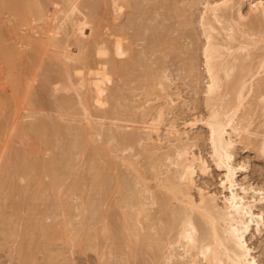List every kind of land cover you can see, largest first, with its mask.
Returning a JSON list of instances; mask_svg holds the SVG:
<instances>
[{
  "label": "rangeland",
  "instance_id": "374dc122",
  "mask_svg": "<svg viewBox=\"0 0 264 264\" xmlns=\"http://www.w3.org/2000/svg\"><path fill=\"white\" fill-rule=\"evenodd\" d=\"M42 1L44 3L48 2L46 0H42ZM90 1L92 2V0H90ZM90 1H88V2H90ZM100 1L101 0H99V1L93 0L94 8H95L96 15H97V16L95 15V17H94L96 19V20L94 19L96 22L94 21V24H93L94 26L92 25V28L94 30L92 29L91 32H90V30H88V28L85 29L86 30V32H85L86 39L84 37V41L82 43V45L84 44L83 45L84 48L81 50H78L77 44H72V46L70 44V46H71L70 48L73 51V54L76 55V57L77 56L79 57V55H80V57L85 55V58L86 57L87 58L84 59L82 61V64L80 63V65H79V62L81 61V59H80V61L78 62V65L76 66L77 70H74V72L71 70L70 71L68 70L71 73L70 75H66L67 74L66 69L63 70V71H66L65 72L66 74H64V72L63 73L61 72L60 73V75L62 74L61 77L58 73H54V72H52V73H54L55 75H53L51 73H47L49 75V77L47 76V74L44 75L45 74L44 72H46L45 69L47 70L46 67L48 65L51 66L56 61H57V64L54 63L53 65L54 66L60 65V60H57L56 58L58 57L57 53H59V51L61 52L60 49H56L58 46L56 47L57 44L54 45L55 44L53 42L54 39L49 40L48 39L49 37H46V35L43 36V34H45V33L41 32L40 30L43 31V29H45L44 25L40 24V21L35 16L32 17V15L29 13L27 14V12L23 16V17H27V18H23L22 14H21L23 12H21V11H20V13H17V15L11 13V11L9 10V9H11V5H10V8H7V10H5L6 9L5 5L2 6L3 7V10H2L1 5H0V10H1L0 11L1 12L0 13V30H1L0 34L2 33L0 36V38H1L0 39V98L5 99V101H2L3 100L2 99L0 101V104L3 105V107H4L8 104H11V103H8V101L13 102V100H14L13 107H15L13 109V107L10 108V106H12V105H9V106H7L9 108H7V107H4V108L1 107L0 108V110H1L0 113L4 112L3 114L6 115V113L9 112V114L7 113L9 116L6 115L8 117L5 118V115L1 114V116H4V118L3 117H2L3 119L0 118V178H1V180H0V190H1L0 191V198L1 199L3 198L2 201L0 199V201H1L0 207L3 205L1 208H2V210L5 209L4 212L2 211L3 215L0 213V223H1L0 228L2 229V231L4 230V232H5V234H4L0 230V233L2 232L4 234V235L0 234V264H110V263L113 264V262H115L114 259L117 260V263H114V264H124V263L126 264V262L128 264H136V263H133L134 261L132 260L133 258H131L129 255V249L128 248H127L128 250L125 248L124 249L125 253H123L124 251L122 252L120 247H119L118 252L123 253V258H122V256L117 255L118 249L114 250V248H116V247L113 248V246H115L114 245L115 243H113L112 241H110V243H108V241L110 239H108V238L102 239V236L100 235L101 240H102L101 244H103V241H104V245L106 243L107 246L99 244L100 239L98 236H97L98 239L96 238V234H98V232H97L98 229L99 228L101 229V227L107 223L106 220H109V219H106L107 211H109L110 209L112 211H113V209H115V211L118 210V213L117 212L114 213V216L117 215L118 217H120L125 212L126 213L134 212L136 209V201L138 203L137 206L140 203H145L146 207H148V208L145 207L147 212L145 210V212L137 215L138 218L136 215H134V216H136V219H137V223H135V224H137V227H138L137 230H139L138 231L139 233L142 232L141 234L145 233V234L153 235L151 233H153L155 231V230L153 231V229H156L155 225H157V224H155V225L153 224V223H155L153 221H154V219L156 220V216H157V215H155V217H154V214H156V213L153 214V212H156L155 210L157 209L156 205L154 204V201L156 200L157 197H160V196H165L167 198L171 197L172 202L175 205H178L180 207L183 206V207L191 208L194 213H206V212H208L209 214L212 213L210 210H208V208L201 207V205L199 203V200L201 197H204L206 199L213 198L218 203V205H219L218 207H220L222 205L223 197L226 194L225 190L221 186V183L223 180V165H221V164L218 165L216 158L212 155V150H211V145H210L209 135H208V129L205 126V121L208 118L207 115L209 114V108L207 106V97L208 96L206 95V92H205L206 83H207L206 82L207 76H206L205 69H204V62H203V55H202L203 47L205 45V34H204V32H205V29L207 27V25H204L206 20L202 16L207 15V13H206L207 11H205V7L207 6L206 2L212 3L214 1L219 2L221 0H187L188 3L186 0H171V1H169V0H161V1L160 0H158V1L153 0V2L152 1L150 2L148 0L147 1H145V0L139 1L138 0L139 2L137 0H120L118 2L119 3L121 2L120 3L121 5L124 4L122 6L125 8H123V11L121 13L122 15L118 16L116 19H113V16H112L113 12H111L114 0H103V1H101L102 3L104 2L103 4ZM172 1L175 2V3L173 2L174 5L170 4V2H172ZM80 2H87V1L86 0H83V1L80 0ZM143 2H146V3L148 2V5L145 3L144 5H146V6H144ZM159 2H160V4H159ZM177 2H178L177 7H176L177 9L175 8L176 10H173L172 8H174L176 6ZM233 2L235 5L236 4L237 5L235 6L236 9L233 8L235 11L232 10L229 13H227L228 19L230 18L229 23L235 22L232 19L237 20V18H235L236 14H234V12L236 13L238 6H240L239 8L241 9V12L243 13V15L246 16V18L248 17L247 20L245 18V20L243 21V23L246 24V23H249L252 20V17L257 14V12H255L256 14L254 13L255 15L249 14V13L253 12V11L251 12V10H249V6L254 7V4H257L258 2H261L264 5V0H233ZM19 3H21V0ZM155 3H157V4H155ZM167 3H169V5ZM134 4H135V6H133ZM138 4H142L143 8L141 7V5H138ZM149 4L154 5V6H152V5L150 6V7H153L152 10H149L150 9ZM52 5L53 4H48L47 10L52 9ZM18 6L19 5H17V7ZM137 6L138 7L140 6L141 8L139 7V9H138ZM144 7H145V9H144ZM146 7L148 8V10L146 9ZM169 8L174 12H172ZM178 8H180L183 11L180 10V11H178L179 13L177 14ZM165 9L167 11H169V13L167 11H165ZM84 10L86 11V13L84 12L85 14H88V13L90 14V10L88 11L87 9H83V11ZM134 10H136L137 12ZM142 10H146L147 14H146V11L142 12ZM7 11L10 13H7ZM51 11H49V12H51ZM87 11H88V13H87ZM95 11H94V14H95ZM131 11L133 12L132 15L134 17L131 15V13H132ZM175 11H176V13H175ZM248 11H250V12L248 13ZM134 12H136V13H134ZM139 13H142V14H139ZM148 13H150V17L148 16L149 15ZM164 13H166V14H164ZM247 13H248V16L246 15ZM134 14H137V16H135ZM174 14H177V16ZM13 15L16 16L17 18L14 17ZM141 15H143L144 18ZM166 15L168 17L164 18ZM60 16H58V17L61 18L62 16L61 17ZM131 16H132V18H131ZM19 17L22 18V20ZM125 17H127V18H125ZM135 17H137V19L139 18L138 21H134V20H137V19H135ZM176 17H177V19H176ZM184 17H187L186 18L187 20L184 19ZM34 18H36L35 23L38 21V23L35 24V25H37L36 27L34 26V20H33ZM151 18H153V20ZM169 18L170 19L173 18V19L169 20ZM180 18H181V20H180ZM125 19L127 21L126 23H125ZM128 19H129V21H128ZM132 19H133V23H132ZM182 19H184V20H182ZM140 20H142V21L140 22ZM143 20H144V23H143ZM179 20H180L181 24H182V21L184 23L182 25H179L180 24V23H178ZM122 22L124 24V29L122 28L123 27ZM135 22H137V23L139 22L140 25L141 24L143 25V27L140 26L139 24H138V27H135V28L133 27V29L137 30L138 32L137 31L134 32L132 27H130V25L131 26L136 25ZM151 22L153 24H151ZM156 23H158V25ZM188 24H189V26H187ZM244 24H242V21H241V23H238V27L243 28ZM257 24H259V25L257 26ZM38 25L40 28L38 27ZM67 25H68L67 22L64 21V23L61 25V29L59 30V32L56 36L57 39H59L61 37V36H59V33L61 34L63 32L64 28L65 29L67 28L66 30H69L68 29L69 26L67 27ZM155 25H157L158 27ZM159 26H160V28H159ZM32 27H35V28L33 29ZM154 27H156V28H154ZM165 27H168V28L170 27V28L167 29ZM219 27H220L219 24H215L214 25L215 30L212 33L215 36V38H217L218 43L223 44L225 42L224 38L222 36L223 31H220ZM247 27H248V25L246 24L245 28H247ZM253 27H255V30L257 28H259V33L256 32V31H258V29L256 31H254V30L253 31L255 32V34L257 33L260 36L257 35L258 37H256V36L253 37V39L255 38V40L251 41L250 43L248 42L249 45H248L247 50L241 51V52L238 51L237 56L241 55L243 58L245 55H247V57H244V58L249 57L248 59H245V60L242 59L245 66L250 65L249 67L247 66L246 68L252 67L254 70L257 69L256 70L257 73L252 79H250L249 77L245 79L246 85L251 87V90H250V92H248V94L246 95L245 100L243 102L244 103L243 108L240 110L242 113L239 112L241 114V116L245 117V118H246V116H243L244 113H245V115L249 114L248 115L249 118L247 117V119H249L250 123H251V127H250L251 129H250L249 135L254 136L253 137L254 139H253V141H251L252 139L250 140L249 138H246V139H248V140H246L242 136L236 137L235 143H234L231 151H232V155H233L232 163L234 166L239 168L237 170V174H236L237 183L241 186L253 187L255 189H259L262 192H264V150L262 151V148H261V139H262V135L264 134V112H262V114H261V111H264L261 109V108H264V106H262L264 103L263 104L261 103L262 99L264 98V91L262 93V89H264V82H260L262 80L264 81V79H262V78H264V68H258V64L260 63L258 60L261 59L260 61H262V60L264 61V31H263L264 22H263V20L259 19V22L255 23ZM36 28H38V30ZM138 28H139V30H138ZM146 28L149 30H147ZM181 28H183L182 29V30H184L183 32L181 31ZM145 29H146V31H145ZM152 29H153V31H152ZM166 29L168 30V33H167ZM159 30L161 31V33ZM35 33L36 34L38 33L39 35L41 34L43 37H40L41 35L40 36L37 35L39 38V40H38ZM134 33H136V34H134ZM62 34L65 35L66 32L62 33ZM88 34H89V36H88ZM154 34H155V36H154ZM64 35H62V37ZM150 35H153V36L149 37ZM157 35H159V37ZM147 36H148V38H147ZM156 36L160 40L157 39ZM154 37H156V38H154ZM168 37L170 38V40ZM166 38H167V40H165ZM175 38H176V40H175ZM236 38H238V37H236ZM47 39L49 40V42H47L48 41ZM150 39H152L153 42H149V41H152ZM43 40L46 42L45 43L46 45H49V47H47L44 44ZM116 40H120L123 44V47L126 50V54L122 57H115L113 54V44ZM154 40L157 42L156 44L159 45L158 47L156 46ZM50 41H51V43H53V45H51V46H50V44H51ZM147 41L149 42V44ZM162 41L164 42L163 45H162ZM175 41H176V45H174V43H173ZM159 42H160V44H159ZM245 42H246V40L244 38L239 37L238 40H236L234 42H230V46L237 45L238 43L246 44ZM33 43H35L36 45L38 44V45L32 46ZM171 43H172V45L170 47L169 45ZM39 46H41L40 48L43 49L41 52H40L41 49L38 48ZM145 46L146 47L150 46V47L146 48ZM154 46H156L157 48ZM167 46H169V47H167ZM173 46L174 47L176 46V48L179 49V51L176 48H174ZM35 47L37 48V50L40 49L39 51H37L35 49L38 53H35L36 51L32 50ZM164 48H165V50H163ZM170 48L171 49L173 48V49L171 50ZM99 49L108 50V54L106 56L98 55L97 50H99ZM174 49L177 52H175ZM180 49H181V51H180ZM47 50H49V53L51 52L52 54H49V53L47 54L46 53ZM57 50H59V51H57ZM85 50H86V53L85 52L82 53ZM182 50L186 53V56H185V53L182 52ZM44 51H45V53H44ZM146 51H147V54H146ZM220 52L223 54L225 53L224 49H222V48L220 49ZM132 53H134V55ZM176 53H178V54H176ZM183 53H184V55H183ZM190 53H192V57H191ZM42 54H45V55H42ZM131 54L136 58H133V56ZM175 54H176V56H174ZM179 54L180 55L182 54L181 57H179L180 56ZM140 55H141V57H139ZM193 55H195L194 58H193ZM250 55H252V56H250ZM48 56L55 58V61H53V63H52L51 57H48ZM54 56H56V57H54ZM129 57H130V59H128ZM143 57H145V59ZM138 58H140V59H138ZM189 58H191V59H189ZM130 60H131V63L135 65V66L131 65L133 67L132 70L134 69L133 72L136 70L134 73L132 72V74H134L135 76L138 74L139 77L138 76L137 77H134V76L129 77V78H133L131 80L128 78V75L126 76L122 73V76H121L120 72L114 71L115 72V73L113 72L114 74L113 73L110 74L112 82H111V84L109 83L107 85V89H106V93L108 91L113 92L114 89H116V90L118 89L119 92L121 90H123L124 92L121 91L123 93L116 94V95H118L117 97H119V95L121 96L122 94L125 93L122 96L123 97L125 96V98L128 97L129 102L126 101L127 98L125 99L122 97L123 101L122 100L121 101H122V103L123 102L124 103L122 104L121 101L119 100L120 103H119V107L116 110V112L111 111V108L113 106L112 105L113 101L111 102L112 99L110 100V96L107 97V95H109V92H108L104 98V99H107V101H104L105 103L107 102L106 103L107 105L105 104L104 107H99L100 110H99V112H97L98 108H96V107H98V106L92 101L93 91H92L91 83H92L94 76H92L90 73H95L97 66L99 64H101L103 61H106V62H114L115 61V63L117 62L116 63L117 65L121 66V65H124L126 61H130ZM225 60H229V58H226ZM240 60H239V62H237L239 65L242 63V61H240ZM250 60H252V61H250ZM145 61H147V63ZM190 61H191V63H190ZM192 61L194 63H192ZM249 62H250V64H249ZM251 62H252V64H251ZM126 63L129 65L131 64L130 62H126ZM137 64H138V66H137ZM140 64L145 65L146 67L142 66ZM159 64H161L162 67ZM189 64H191L192 67H188ZM151 65H153V66H151ZM124 66H126V64ZM242 66L243 65L241 64L240 67H242ZM135 67H137V68H135ZM151 67H153V69ZM154 67H156V68L154 69ZM194 67H196L194 70L189 69V68H194ZM48 69H49V67H48ZM150 69L157 70V71L156 72L150 71ZM159 69H161V70H159ZM190 70H192V72ZM145 71H149L150 74H153L152 72H154V74L155 73H157V74L159 73V74L158 75L155 74V77H154L155 79L153 78V81L152 80L148 81L147 77H146V80H144L145 78H143L144 75L149 74L148 72H146L147 74L142 73ZM189 71L191 73H188ZM109 73H110V71H109ZM119 73H120V75H116ZM56 74L58 75V77H56L57 76ZM63 74L66 75V77H64ZM126 74H128V73H126ZM129 74L132 75L131 72ZM192 74H193V76H192ZM44 76L48 77V78L46 80H44L45 79V78H43ZM118 76L120 78L122 77L121 81H119L120 78ZM258 78H259V80H258ZM141 80H142V82L144 80L143 84H141L142 83ZM124 81L125 82L127 81V82L125 83ZM150 81L154 84L150 85L151 84ZM194 81H195V83H194ZM129 82H132V83H129ZM136 82H138V83L141 82V83L137 84L136 85L137 87L133 86L134 83L136 84ZM122 83H124V84L122 85ZM144 83H146V85ZM255 83H257L256 85L258 87L255 86ZM125 84H128V85L125 86ZM117 85L118 86L120 85V87H122V88H120L121 90L118 88ZM260 85H262L263 87ZM259 86L261 88H259ZM260 90H261V93H260ZM117 91L116 92L114 91V93H118ZM10 92H13V93L11 94ZM129 92H130V94H129ZM126 93H127V96H126ZM131 93H134V95H132ZM258 93L260 94V96H261V94H263L261 99H260V96L259 97L257 96V95H259ZM15 94H17L18 97H15ZM110 95H112V93ZM9 97H11V98L8 99ZM132 97L135 100H133ZM6 98L8 101H6ZM53 99L55 101H53ZM62 99H64L66 101L65 104L63 103L65 101ZM119 99H120V97H119ZM68 100L70 102H67ZM130 100H132V101H130ZM60 101H62V103H60ZM134 101L135 102L139 101V104L135 103ZM55 102H56V104H55ZM58 103L61 105H59ZM109 103L111 104V106ZM14 104L18 106L17 109H16V106ZM53 104H55V105H53ZM135 104H137L138 106L136 107ZM56 105H59L58 108ZM64 105H66V108L62 109V107H65ZM121 106H122V109H121ZM59 107H61V108H59ZM123 108H125V109H123ZM12 109L17 110L18 114L15 113V111H13ZM102 109H103V111H102ZM109 109L113 113L107 112V110L109 111ZM134 109H136L135 113H132V111H134ZM6 110H8V111H6ZM118 111L121 113L124 112L123 113L124 115L121 113L119 114ZM137 111L139 113V116H138V113H136ZM13 113H14V115H11ZM142 113H144V114H142ZM240 114H239V116H240ZM98 115H100V116H98ZM101 115L103 117H101ZM104 115H106V116L110 115V116L104 117ZM116 115L119 116L118 119H120V115H123V117L121 120H118L117 118L114 119V117ZM34 119H39V120L35 121ZM30 120H31V124L34 123V121L37 123V121L41 120L40 123H42V127L44 128L43 130H45V133H44V131L42 133H44L45 136H46L47 132H48L47 134L51 135L50 131H52L51 133H53V131H54L55 134L53 133L51 136H49V139H47L48 136H46L47 138L45 137L46 138L45 140L51 141L50 138L54 137L55 140H53L54 139L53 138L52 141H55V142L59 141V142H57L55 144H54V142H52L53 145L50 143L51 144V146H50V144H48V141L47 142L45 141L46 145H44V143L42 144L39 142L38 139H36L37 138L36 135L33 136V139H34L33 140L31 135H34V134L32 132H29L30 130H29V128H27L29 125L28 121H30ZM32 120H34V121H32ZM15 121H17L16 124H15ZM13 123H14V127H13ZM40 123H38V124L41 127ZM68 123H70V124H68ZM157 123L159 124L157 127L159 128L158 134L160 137V141H159L157 134H152L150 138H146L145 133H148L147 130L155 127ZM259 123H261V124H259ZM262 123H263V125H262ZM26 124H27V127L25 126ZM100 124H101V126H100ZM48 125H52V126L48 127ZM102 125L105 128H101ZM54 126H55V128L53 129ZM70 126L71 127L74 126L76 129H80L81 134H82V138L84 137L83 141L85 143V146L80 147L81 149H83L82 152H77L74 149H73V151H70V149H69V154L68 155L66 154L68 156V158L70 157V159H68L69 161L67 162V163H69L68 164L69 166L67 167V171L63 175L65 177H63V176L61 177L58 186H56L57 189L55 188L56 191L53 190L54 191V194H53V193H50L51 189H48L50 192L47 190V187L52 182L51 181L52 177H50L51 175L49 176V173L51 170H49V172H48V168L52 169L54 166L52 163L51 164L49 163L52 166L51 167L47 163H48V161L53 162V159L56 158L55 157V153H56L55 151L58 150L56 155L60 154V151H61L60 149L63 150L66 145L68 146L69 143L72 140H74L75 135H76V129L73 127L72 128L73 130H71V129L69 130ZM79 126H81V127H79ZM169 126L175 127L176 130L179 132V134H181V133L184 134L181 137L188 136L186 138L187 141H185L186 139H184V141H181V143H178L179 141L178 142L176 141L175 135H173V134L167 135L168 133L164 132V131L171 132V128ZM61 127L64 128L63 130L66 131L65 135L67 137L66 136L63 137L64 133H63V135L59 134V132L62 133ZM96 127H98V129L101 128L102 131H101V129L100 130L96 129ZM106 127L108 128L107 130H109V131L105 130ZM111 127H113L112 131H114V130L117 131V132L114 131V133L116 132L115 133L116 137L123 130H124V133L122 132L123 134H126V135L129 134L130 135L131 133H135V135L137 134L136 135L137 137L135 135H133V137H135V139H133L134 142H133V140L131 141L132 143L119 141L121 143H119V145H118V140H117V143H115L116 140L115 141L113 140L115 138V136H114V133L110 131ZM116 127H118V128H116ZM24 128L25 129L27 128L26 129L27 131L24 130ZM82 128H83V130H82ZM114 128H116V129H114ZM49 129H51V130H49ZM55 129H57V131H55ZM58 129L59 130L61 129V130L59 131ZM103 129L108 134L105 133L103 131ZM254 129L256 130L257 133L255 132ZM47 130H49V131H47ZM128 131H130V132H128ZM184 131H185V133H184ZM23 132L24 133L27 132V133L23 134ZM28 132L32 133V134H29ZM71 132L72 133L74 132V133L72 134ZM104 134L105 135L107 134L106 136H108V137H106V138L103 137L102 135H104ZM144 134H145V136H144ZM58 135H60V138L58 137ZM249 135H248V137H249ZM56 137H58V138H56ZM109 137H111V139ZM256 137H258V138H256ZM82 138H80V139L82 140ZM35 139L37 140L38 144L35 142L36 141ZM66 139H67V141H66ZM108 139H110V140H108ZM257 139H259L260 141H258ZM60 140L63 143L66 142V143H64L65 145L61 144ZM83 141H82V143H83ZM113 141L115 144L113 143ZM254 141H256V142H254ZM257 141L259 143H257ZM109 143H111L110 144L111 146L108 145ZM59 145H63V146L61 147ZM55 146H57V147H55ZM113 146H114L113 149H115L116 147H120V148L122 147V148L121 149L116 148V150H113L112 149ZM128 146H129V148H128ZM49 147H51V148H49ZM177 147H179V148H177ZM182 147L187 150L189 157L194 156V157H198V158L202 159L204 162V167H205L204 171H201L199 168L196 169L194 175L192 176L191 182L184 180V179H181L179 181L181 184V188L187 190V196H186L187 199H185V197L180 195V194L172 193L170 190V187L168 185L169 179H171V177L174 175L175 172L177 174V170L180 168L179 165L176 164L177 163L176 160L178 158L177 149L178 150L182 149ZM66 148L67 147H65V149ZM19 149L21 152L19 151ZM91 149H92V151H91ZM96 151H97V153H96ZM120 151H122V152H120ZM16 152H20V153L23 152L22 154L25 155V157L27 156L28 161L33 160L34 158L32 159V157H35V158L37 157L38 161H39L38 165L45 166V167L47 166L46 169H45V167H43V168H44V170H47L48 175L46 174V171H44V170H40V169L36 170V171H39L40 173L42 171H44L41 173L42 175L40 174L42 177L40 176L38 179H40L41 183H43L42 186L44 185L43 187H46V188L43 189V188H41V186L39 187V185H36V184L34 185L33 183H30L29 180L21 178L20 174H22V173L18 172L17 170L14 171V172L17 171V173H18V174L16 173V175H15L13 170L16 167L13 166L14 160H12V158ZM72 152L74 154H72ZM91 152H93L94 154ZM61 153H62V151H61ZM81 153H83V154H81ZM127 153L130 154L131 156L127 155ZM75 154H76V156H74ZM95 154H96V156H95ZM99 154H100V156L105 157V158L103 157L104 160L106 158L108 159V161H107V159H106V161L109 163L108 164H107V162H105V163L109 166H107L103 162L100 163L103 159H102V157L99 156ZM6 157H8V158H6ZM98 157L101 158V161H99ZM73 158H74V161H73ZM91 158H92V160H90ZM41 160H42V165L40 164ZM93 160L95 162H93L94 165L92 166L91 162ZM45 161H47L46 165H44ZM97 161H99V162H97ZM96 164H99V167H100V165L104 164V166H107L106 168H108V169L105 170L104 166H103V168L102 167L98 168V165H96ZM87 166L89 167V169L90 168L93 169L92 170L93 175H92V172H90V170H89V172L87 171V169H88ZM95 166L97 167L96 169L99 170V172L101 173V174H99L101 177L99 175H98V177L94 176L95 172H94L93 167H95ZM149 166H150V168H149ZM10 167L11 168L15 167V168H12V170L10 171L11 174H13L12 176H11V174H8V173H10L8 171V169ZM103 169H104V172L101 171ZM4 170L6 171L5 174H3ZM36 171L33 170V173L37 174L38 172H36ZM122 172H124V173L126 172L125 175H123L124 173H122ZM6 173L12 178V180L13 179L16 180V182H17L16 184L14 183L15 182L14 180H13L14 182H11V183H13V187H8V185L11 186V184H7L10 182V180H9L10 178L8 179V176ZM27 173L30 174V171H27ZM45 174L47 176H45ZM31 175H33V174H31ZM102 175L103 176L105 175L106 179ZM121 175L126 176L128 179L132 180L131 182H134V181L136 182V185L134 186L135 187L134 192H136V194H134L135 199H133V197H132V199L134 201V202L132 201L133 202L132 205L134 204V207H131V208H129L128 206L124 207V205L120 204V202L122 203L121 198H120L121 194L115 190V187H116V184H118V181H120L119 179L122 178ZM129 175L131 176V178H129ZM107 176H109V177H107ZM6 177H7V179H6ZM94 177L97 179H94ZM110 177H111V179H110ZM4 178H5V180H4ZM63 178H65V179L63 180ZM114 178H116V179L114 180ZM89 179L93 181V183L91 181V187L89 184L90 183ZM107 180L109 183L111 182V180H113V181L109 184V183H107ZM116 180H117V182H116ZM25 181H27V182H25ZM34 181L33 182L36 183V180H34ZM84 181L85 182L87 181L88 184H87V182L85 183ZM47 182H49V183H47ZM105 182L108 186H110L112 183L113 184L110 186V188H111L110 194H108L106 198L105 197L103 198V196L102 197L98 196L97 193H101L100 191L105 189V188H103L106 186ZM1 183H3L4 185H2ZM27 183H30L33 186L31 187V185H28ZM78 183L79 184L83 183V184H81L82 186L80 185L81 186L80 188H79ZM17 184H19L18 187H16ZM37 184H38V181H37ZM99 184H100V186H99ZM25 185H28L29 187H27ZM46 185H48V186H46ZM76 185L78 186V189H77ZM102 185H103V187H102ZM19 186H21V188L22 187L23 188L21 189ZM86 186L89 187L90 189L88 188V190H86L87 189ZM94 186H97V187H94ZM92 187H94V188H92ZM13 188H15L14 189L15 192L17 190V193L13 192ZM24 188H27V190L28 189L29 190L24 191ZM45 189H46V191H48L50 193V195L53 194L52 196H54V197L53 198L50 197L49 194H47L48 196H46ZM75 189H77V190H75ZM5 190H6V192H5ZM37 190H38V192H37ZM94 190L96 192L97 191H99V192L92 193V191H94ZM2 191H3V193H2ZM112 191H114V192H112ZM82 192H83V194L89 195L90 197H91V194H94V197L92 196V198H94V199L96 197H98L96 200V203L100 202V204L98 203L96 205V207L100 210L99 211L100 214L101 215L104 214L105 216H102L103 219L101 217H100L101 219L99 218L100 220H102L101 222H99L100 220L93 221V223L91 224L93 227L88 224V227L90 226L91 229L84 231L86 233V235H84L83 232H81L82 235L80 233L81 236L84 235L85 237L88 234L89 237L92 236L91 238H88V236H87L86 238L82 237V238H84V239H82L80 236V238L82 240L78 239L76 241V238H74V234H75L74 232H75L76 224L78 222H80L82 220V218L86 222H88L89 218H90V212L88 211V213H89L88 214L86 211L83 212V210H82L83 209L82 203H83V200L86 198V195H84V198H81ZM87 192H89V194ZM9 193H10V195H9ZM39 193L41 194V196L42 195L43 196L39 197L40 196ZM13 195H14V197H13ZM26 195H27V197H26ZM32 195H34L33 197L35 200L33 202H36V203L31 202V200L33 199ZM8 196H10V197H8ZM21 196L24 198L26 197V200H28V201L22 200L23 205L21 204L19 206H16V204H13V205L10 204L9 205V203L12 201L11 198L16 199V201H17L18 199L22 198ZM89 196H87V197H89ZM132 196H133V194H132ZM28 197H30L32 199L30 200V198H28ZM36 197H39V198L36 200ZM56 197H57V199H55ZM112 197H113V199H112ZM6 198H7V200L10 199V202L7 205L6 203L8 201L6 200L7 202L5 201L6 203H4V204H6L7 207L10 206V208L15 207L17 211H14V210L12 211V209H10V208L7 209V207H5L4 204H2ZM40 198H43V199H40ZM107 198H108V200H107ZM47 199L48 200H52V199L54 200L55 199L57 201H55V202L52 201V203H55V204L51 205V204H49L50 201L47 203V201H48ZM114 199L115 200L117 199L116 203H115ZM254 199H256L254 212L260 213L262 215L263 225L260 226L257 231L254 228L251 230L250 234L247 236V242H248V245L253 249L252 255L255 256L257 262H259V264H264V198L261 202L258 201V194L256 193V194H254ZM29 200H30V203L28 204L27 202H29ZM108 202H110V203H108ZM18 203H21V202H18ZM32 203L34 204V206L35 205L38 206L37 208L36 207L35 208H36V210L39 209L41 212L40 213L38 212L39 214L35 213V212L33 214V212H32V216H30L26 213H27V210L31 211L34 208V206H32L33 205ZM114 203H115V205H114ZM41 204L43 205L44 209H42V207L39 206ZM111 204H113V205H111ZM147 204H148V206H147ZM25 205H27V206H25ZM48 205H50L51 208H49L48 210H45V208ZM98 205H99V207H98ZM100 205H101V207H100ZM80 206L82 207V209H80L81 208ZM109 206H110V208H109ZM116 206L118 209L116 208ZM193 206H197V208H193ZM119 207H120V209L124 208L125 210L121 209V211H120ZM55 208H57V209L55 210ZM102 209H105L106 212H104L105 210L103 211ZM78 210H80V211L82 210L81 212H83V213H81L79 211L81 214V215H79ZM148 210H150V211H148ZM9 211L11 213H9ZM20 211H21V213H20ZM54 211L56 213L55 215H54ZM122 211H124V212H122ZM0 212H1V210H0ZM12 212H14V213H12ZM145 213H149V214H147L148 216L151 214L152 218L150 216V219H149V217H148V219H146L145 217H147V215L144 216ZM20 214H21V216H19V218H18V215H20ZM24 214H25V216H24ZM82 214H83V217H82ZM27 215H28V217H33V215H35L34 218H37L36 221H39V219H41L39 221L40 222L39 224L42 223L43 225H46V226L53 225L51 227L53 230H55L56 236L55 237L52 235L49 237L45 236L44 237L45 239L41 237L40 243L42 242L41 240H43V242H42L43 244H40L39 247H36L37 249L39 248L38 250L35 248V246H32L29 250H27L28 252L25 250L26 249L25 248V249H23L25 251H21L19 253L20 248H21V244H23V243L20 244V242H24L25 238H26L25 234H23V233H25L24 231H26V230H23V229H25L26 225L28 224ZM41 216H43L45 218H43ZM8 217H10V218L7 219ZM38 217H40V218H38ZM118 217L115 220V222H117V224L120 223ZM1 218H3V219H1ZM164 218H165V216L162 217V219H164ZM23 219H25V220H23ZM11 220H13V222L16 220L15 222H17V224L13 223ZM113 221H114V218H113V220H111V222L113 223ZM108 222H110V221H108ZM131 222L133 223V220ZM144 222L145 223L148 222V223L145 224ZM160 222H159V225H160ZM9 223L11 224V226L13 225V227H11L12 229H9V231H8V229H6V228L9 225ZM156 223H158V222H156ZM150 224H152L153 227ZM161 224L164 225V223H161ZM146 225L150 226L151 229H149L150 227H148ZM163 225H161V226L164 227ZM161 226H159L158 229H160ZM139 227H141V228L139 229ZM92 228H93V230H95L94 233H93ZM143 228H145V230H143ZM5 229L7 231H5ZM10 230H13V231L15 230L14 232L12 231L14 234H12V232ZM68 230H69V232L70 231L71 232L69 233ZM87 231H89V232L87 233ZM10 232H11V234H9ZM89 233H93L95 235V237H93L94 236L93 234L91 235ZM55 234H53V235H55ZM154 234H155V232H154ZM10 235H11V237H10ZM5 236H8L9 238L8 237L5 238ZM155 236L158 237V235H155ZM155 236L153 235V237H155ZM69 237L71 239L70 242H68L70 240V239H68ZM48 238L51 240L49 241ZM85 239H87V240L91 239V241H87ZM104 239L107 240V242H105ZM93 240H95V241H93ZM96 240H98L97 241L98 243L96 242ZM84 241H86V243L89 245L90 250H89V248H87L88 245L85 244ZM77 242H78V244H77ZM75 243H76V245H75ZM83 243L85 244V246ZM97 244H99V246H97ZM110 244L113 246H111ZM41 245L43 247H45V249H43V247H41ZM46 245H48V246H46ZM110 246L112 249H110ZM92 247H93V251H91ZM34 248H35V250H34ZM52 248L54 249V251H52L53 250ZM123 248H122V250H123ZM42 249H43V251H42ZM48 249L51 250L52 255H50L51 253H49ZM182 249H183L182 246L180 247V249H177V251L175 252L176 255H178L179 253H182ZM30 250L32 251L31 253H30ZM109 250L110 251L114 250L113 251L114 253L116 251L117 252V253H115L116 256L114 255L113 252H111L112 253L111 254ZM126 252H127V255H126ZM22 253H23V255H22ZM54 253H55V255H54ZM108 253H110L111 256ZM147 253H148V251H147ZM15 254H17V255H15ZM112 255H114V256H112ZM125 255L129 259H127L125 257ZM16 256H18V257H16ZM19 256H21V257H19ZM28 256H30V257L28 258ZM118 256L120 257L119 259H117ZM146 257H147V255L145 256L146 262H142L141 264H144V263L150 264V262L147 263L148 261H150L149 257H147V258ZM48 258H50V259H48ZM110 258H111V261H110ZM124 258H126V259L124 260ZM18 259H19V261H18ZM106 259H107V262H106ZM122 260H123V262H122ZM129 260H130V262H128ZM109 261H110V263H109ZM124 261H126V262H124ZM172 261H174L178 264H187L188 258L176 257V259H172ZM198 264H205V263L200 261V262H198Z\"/></svg>",
  "mask_w": 264,
  "mask_h": 264
},
{
  "label": "bare ground",
  "instance_id": "6f19581e",
  "mask_svg": "<svg viewBox=\"0 0 264 264\" xmlns=\"http://www.w3.org/2000/svg\"><path fill=\"white\" fill-rule=\"evenodd\" d=\"M19 2H20V0H18ZM17 0H0V5H1V8H2V10H3V7L2 6H4L5 5V7H6V9L5 10H7V8H10V5H11V9H9L10 11H11V13L12 14H15V15H17V13H20V11L21 12H23V13H21L22 14V17L24 16V14L27 12V14L29 13V14H31L32 15V17L33 16H35L39 21H40V24H43L44 25V27H45V29H43V31L42 30H40L41 32H43V33H45V34H43V36L44 35H46V37H49L48 39L50 40H53V42L55 43L54 45H56V49H60L61 50V52L59 51V50H57V51H59V53H57L58 55V57L56 58L57 60H60V65H58V66H54L53 64L55 63V64H57V61L56 62H54L53 63V61H55V58H52L51 56H48V57H51V61H52V65L51 66H47L46 68H47V70L45 69V71L46 72H44L45 74L44 75H46L47 73H51V74H53V75H55L54 73H58L59 75H60V73L62 72H64V74H66V75H70L71 73L69 72L70 70L71 71H73L74 72V70H77V65H78V62L80 61V59H81V61L79 62V65H80V63L82 64V61L84 60V59H86L85 58V55H83V56H81L80 57V55H79V57L77 56L76 57V55H74L73 54V51L71 50V46H72V44H77V46H78V50H81V49H83L84 47H83V45H82V43H83V41H84V37H85V32H86V30L85 29H87L88 28V30H90V32L92 31V25L94 24V21L96 20L94 17H95V15H96V11H95V8H94V4H93V0H92V2L90 1V0H86L87 2H80V0H46V1H48V2H46V3H44L42 0H21V3H19ZM83 1V0H82ZM88 1H90V2H88ZM96 1V0H95ZM99 1V0H98ZM101 1H103V0H101ZM100 1V2H101ZM118 1H120V0H114L113 1V7H112V10H111V12H113V14H112V16H113V19H116L118 16H120V15H122L121 13H122V11H123V8H125V7H123L122 5H124V4H120ZM138 1V0H137ZM140 1V0H139ZM138 1V2H139ZM145 1H147V0H145ZM148 1H152L153 2V0H148ZM158 1V0H157ZM161 1V0H160ZM169 1H171V0H169ZM187 1V0H186ZM123 2V1H122ZM126 2V1H125ZM136 2V1H135ZM134 2V3H135ZM174 1H172V2H170V4H173L174 5V3H173ZM190 2V1H189ZM192 2V1H191ZM196 2V1H195ZM102 3V2H101ZM104 3V2H103ZM102 3V4H103ZM146 2H143V5L145 4ZM162 3V2H161ZM186 3V2H185ZM187 3H188V1H187ZM48 4H53L52 5V9H50V10H47L48 8H47V6H48ZM101 4V5H102ZM127 4V3H126ZM147 5H148V2L146 3ZM155 4H157V3H155ZM159 4H160V2H159ZM168 5H169V3H167ZM177 4H178V2L176 3V6L174 7V8H172L173 10H176L177 8ZM193 4V3H192ZM206 4H207V6L205 7V11H207L206 13H207V15L206 16H202L205 20H206V22H205V24L204 25H207V27H206V29H205V32H204V34H205V45H204V47H203V52H202V55H203V62H204V69H205V73H206V79H207V83H206V90H205V92H206V95L208 96L207 97V106H208V108H209V114L207 115L208 116V118L206 119V121H205V126H206V128L208 129V135H209V141H210V145H211V150H212V155L216 158V160H217V162H218V165H223V180H222V183H221V186H222V188L225 190V195H224V197H223V200H222V205L220 206V207H218L219 205H218V203L216 202V200L215 199H213V198H209V199H206V198H204V197H201L200 198V200H199V203H200V205H201V207H204V208H208V210H210L212 213L211 214H209L208 212H206V213H194L193 212V210L191 209V208H187V207H180V206H178V205H175L173 202H172V198L171 197H165V196H160V197H157L156 198V200L154 201V204L156 205V212H153V214L154 213H156V214H154V217H155V215H157L156 216V220L154 219V221L153 222H155V223H153L154 225L155 224H157V225H155L156 226V229H153V231L155 232V234H154V232L153 233H151V234H153L154 236L155 235H158V237L157 236H155V237H153V235H149V234H141V233H139L138 231L139 230H137L138 229V227H137V224H135V223H137V219H136V216L137 215H139V214H141V213H143V212H145V207H146V204L145 203H140L138 206H137V201H136V209H135V211L134 212H128V213H124V214H122V216H120V217H118L116 214V216L118 217V219H119V221H120V223H118L117 224V222H115V220L117 219V217L116 216H114V213H118V208H117V206H116V210L117 211H115V209H113V211L111 210H109V211H107V216H106V219H109V220H106L107 221V223L104 225V226H102L101 227V229L99 230L98 229V234H96V238L98 239V237H99V239H100V245H104V241H103V244H101L102 242V240H101V236H102V239L103 238H108V239H110L109 241H108V243H110V241H112L113 243H115L114 245L115 246H113V245H111V246H113V248L114 247H116V248H114V250L116 249H118L117 250V252L119 251V247H120V249H121V251L123 252L124 251V249L126 248H128L129 249V255H130V257L131 258H133L132 260L134 261L133 263H136V264H141L142 262H146L145 261V256L147 255V257H149V260L150 261H148L147 263H149L150 262V264L152 263V264H178V263H176V262H174V261H172V259H176V257H180V258H188V263L187 264H198V262H204L205 264H259V262H257V260H256V258H255V256L254 255H252V252H253V249L248 245V242H247V236L250 234V232H251V230L254 228L256 231L259 229V227L260 226H262L263 225V218H262V215L260 214V213H255L254 212V207H255V202H256V199H254V194H258V201H262L263 200V198H264V192H262L261 190H259V189H255V188H253V187H245V186H241V185H239L238 183H237V180H236V174H237V170L239 169L238 167H236V166H234L233 165V163H232V158H233V155H232V151H231V149H232V147H233V145H234V143H235V138L236 137H239V136H242L243 138H249L251 141H253V137L254 136H250L249 134H250V127H251V123H250V120L249 119H247V117H248V115L246 114L245 115V113H244V115L243 116H246V118L245 117H242L241 116V114L239 113V112H241L240 110L243 108V105H244V100H245V97H246V95L248 94V92H250V90H251V87H249V86H247L246 85V78H250V79H252L255 75H256V73H257V69L256 70H254L252 67H250V68H246L247 66H245L244 65V63H243V60H245V59H248V58H244V57H247V55H245L243 58H242V56L241 55H238L237 56V53H238V51H245V50H247V48H248V45H249V43L251 42V41H253V40H255V38L253 39V37H258V36H260L259 34H257V33H259V28H257L258 29V31H256L255 30V27H253L254 26V24L255 23H258L259 22V19H262L263 20V22H264V5L261 3V2H258L257 4H254V7H250L249 6V10H251V12L252 13H249L250 11H248V13L249 14H254L255 12H257V14L255 15V16H253L252 17V20L249 22V23H246L247 25H248V27L247 28H245V26H246V24H244L243 23V21L245 20V18H246V16H244L243 15V13L241 12V9L239 8L240 6H238V8H237V10H236V13L234 12V14H236L235 15V18H237V20H235V19H232L233 21H235L234 23H229L230 21H229V19H228V15H227V13H229L230 11H232V10H234V9H236V5L234 4V2H233V0H221V1H214V2H212V3H209V2H206ZM17 5H19L18 7H17ZM112 5V4H111ZM138 5H141V7L143 8V5L142 4H138ZM152 4H149V7L151 6ZM164 5V4H163ZM189 5V4H188ZM54 6V7H53ZM105 6V5H104ZM126 6V5H125ZM129 6V5H128ZM133 6H135V4L133 5ZM144 6H146V5H144ZM152 6H154V5H152ZM167 6V5H166ZM171 6V5H170ZM252 6V5H251ZM138 7V6H137ZM140 7V6H139ZM139 7H138V9H139ZM140 7V8H141ZM172 7V6H171ZM128 8V7H127ZM168 8V7H167ZM176 8V9H175ZM234 8V9H233ZM83 9H87L88 11L90 10V14L88 13V11H87V13L88 14H85L86 13V11L84 10L83 11ZM144 9H145V7H144ZM146 9L148 10V8L146 7ZM153 9V7H150V9L149 10H152ZM170 9V8H169ZM183 9V8H182ZM52 10V11H51ZM131 10V9H130ZM171 10V9H170ZM181 9L180 8H178V10H177V14L179 13L178 11H180ZM1 11V10H0ZM49 11H51V12H49ZM94 11H95V14H94ZM133 11V10H132ZM131 11V12H132ZM134 11H136V10H134ZM139 11V10H138ZM145 12L146 10H142V12ZM165 11H167L166 9H165ZM172 11V10H171ZM181 11H183V10H181ZM235 11V10H234ZM85 12V13H84ZM137 12V11H136ZM136 12H134V13H136ZM168 13H169V11H167ZM172 12H174V11H172ZM1 13V12H0ZM4 13V12H3ZM7 13H10V12H8L7 11ZM129 13V12H128ZM127 13V14H128ZM171 13V12H170ZM175 13H176V11H175ZM183 13V12H182ZM185 13V12H184ZM248 13L246 14L247 16H248ZM106 14V13H105ZM133 14V12L131 13V15ZM139 14H142V13H139ZM146 14H147V11H146ZM149 15V17H150V13H148ZM164 14H166V13H164ZM177 14H174V15H176L177 16ZM62 17H61V16ZM102 15V14H101ZM135 16H137V14H134ZM144 15V14H143ZM143 15H141L143 18H144V16ZM168 15V14H167ZM165 16L164 18H167L168 16ZM171 15V14H170ZM182 15V14H181ZM180 15V16H181ZM14 16V15H13ZM58 16H60L61 18H59ZM97 16V15H96ZM133 16V15H132ZM132 16H131V18H132ZM164 16V15H163ZM179 16V17H180ZM14 17H16V16H14ZM13 17V18H14ZM134 17V16H133ZM178 17V18H179ZM230 17V16H229ZM17 18V17H16ZM20 18V17H19ZM23 18H27V17H23ZM30 18V17H29ZM36 18H34L33 20H34V26L36 27L37 25H35V24H37L38 23V21L35 23V20H36ZM125 18H127V17H125ZM187 17H184V19H186ZM248 18V17H247ZM247 18H246V20H247ZM21 20H22V18H20ZM58 19V20H57ZM95 19V20H94ZM121 19V18H120ZM134 19V18H133ZM133 19H132V23H133ZM135 19H137V17H135ZM139 19V18H138ZM138 19L137 20H134V21H138ZM142 19V18H141ZM152 20H153V18H151ZM171 19H173V18H171ZM170 18H169V20H171ZM176 19H177V17H176ZM184 19H182V20H184ZM27 20V19H26ZM57 20V21H56ZM145 20V19H144ZM144 20H143V23H144ZM180 20H181V18H180ZM180 20H179V22L178 23H180ZM187 20V19H186ZM185 20V21H186ZM24 21V20H23ZM64 21L65 22H67V27H68V29L69 30H66L65 28L63 29V32L62 33H65L66 32V34L64 35V34H62V35H64L63 37H62V35L59 33V36H61L59 39H57L56 38V36H57V34H58V32H59V30L61 29V25L64 23ZM124 21V20H123ZM128 21H129V19H128ZM142 20H140V22H141ZM148 21V20H147ZM237 21V22H236ZM241 21H242V24H244V26H243V28H239L238 27V23H241ZM96 22V21H95ZM127 21H126V19H125V23H126ZM187 22V21H186ZM136 23V25H130V27H132V29H133V27L135 28V27H138V24H139V22L137 23V22H135ZM134 23V24H135ZM184 22L182 21V24H183ZM121 24V23H120ZM122 24H123V22H122ZM151 24H153L152 22H151ZM155 24V23H154ZM157 25H158V23H156ZM181 23L179 24V25H182ZM190 24V23H189ZM189 24L187 25V26H189ZM215 24H219L220 25V27H219V29H220V31H223V34H222V36H223V38H224V43L223 44H220V43H218V41H217V38H215V36L213 35V31L215 30V28H214V25ZM42 25V26H43ZM140 25V24H139ZM145 25V24H144ZM157 25H155V26H157ZM186 25V24H185ZM203 25V24H202ZM203 25V26H204ZM259 24H257V26H258ZM94 26V25H93ZM122 26V25H121ZM140 26H142L143 27V25L141 24ZM154 26V25H153ZM35 27H32L33 29L35 28ZM38 27H39V25H38ZM152 27V26H151ZM158 27V26H157ZM40 28V27H39ZM123 29H124V24H123V27H122ZM154 28H156V27H154ZM153 28V29H154ZM159 28H160V26H159ZM165 28H167V29H169L168 27H165ZM188 28V27H187ZM37 30H38V28H36ZM130 29V28H129ZM137 29V28H136ZM147 29V28H146ZM146 29H145V31H146ZM151 29V28H150ZM153 29H152V31H153ZM158 29V28H157ZM164 29V28H163ZM166 29V30H167ZM183 28H181V31L183 32L184 30H182ZM185 29V28H184ZM263 29V28H262ZM94 30V29H93ZM134 30V29H133ZM138 30H139V28H138ZM147 30H149V29H147ZM155 30V29H154ZM165 30V31H166ZM256 31L257 33L255 34V32L254 31ZM135 31H137V30H134V32ZM144 31V30H143ZM160 31V30H159ZM189 31V30H188ZM263 31H264V29H263ZM0 32H1V30H0ZM138 32V31H137ZM151 32V31H150ZM164 32V31H163ZM254 32V33H253ZM155 33V32H154ZM157 33V32H156ZM160 33H161V31H160ZM167 33H168V30H167ZM166 33V34H167ZM2 34V33H1ZM1 34H0V36H1ZM134 34H136V33H134ZM152 34V33H151ZM239 36H238V35ZM35 35L37 36V35H39L38 33L36 34L35 33ZM41 35V34H40ZM39 35V36H40ZM93 35V34H92ZM91 35V36H92ZM258 35V36H257ZM42 35L40 36V37H43ZM88 36H89V34H88ZM153 35H150L149 37H152ZM154 36H155V34H154ZM158 37H159V35H157ZM156 36V37H157ZM165 36V35H164ZM179 36V35H178ZM139 37V36H138ZM156 37H154V38H156ZM157 37V39H159ZM236 37H240V38H244L245 40H246V44H242V43H238L237 45H234V46H230V42H234V41H236V40H238V38H236ZM37 38H38V36H37ZM147 38H148V36H147ZM169 38V37H168ZM1 39V38H0ZM47 39V40H48ZM85 39H86V37H85ZM38 40H39V38H38ZM45 40V39H44ZM43 40V42H44V44L46 43L45 41ZM49 40L47 41V42H49ZM150 40H152V39H150ZM156 40V39H155ZM154 40V42H155V44L157 43L156 41ZM160 40V39H159ZM165 40H167V38L165 39ZM169 40H170V38H169ZM168 40V41H169ZM174 40V39H173ZM175 40H176V38H175ZM149 41V40H148ZM147 41V42H148ZM158 41V40H157ZM149 42H153V40L152 41H149ZM149 42H148V44H149ZM161 42V41H160ZM160 42H159V44H160ZM167 42V41H166ZM249 42V43H248ZM50 43H51V41H50ZM85 43V42H84ZM163 41H162V45H163ZM174 43V45H176V41L175 42H173ZM70 44H71V46H70ZM86 44V43H85ZM153 44V43H152ZM154 44V45H155ZM35 46L36 44L35 43H33L32 44V46ZM38 45V44H37ZM36 45V46H37ZM46 45V44H45ZM51 45H53V43H51L50 44V46ZM169 45V44H168ZM171 45H172V43L169 45L170 47H171ZM47 47H49V45H46ZM147 46V45H146ZM145 46V47H146ZM156 46L158 47L159 45L158 44H156ZM156 46H154V47H156ZM169 46H167V47H169ZM41 46H39L38 48H40ZM86 47V46H85ZM148 47H150V46H148ZM148 47H146V48H148ZM153 47V48H154ZM156 47V48H157ZM174 47V46H173ZM87 48V47H86ZM174 48H176V46L174 47ZM224 49V51H225V53L223 54V53H221L220 52V49ZM37 50V48L35 47L34 49H32V50ZM41 49V50H40ZM39 50H40V52L43 50L42 48H40ZM77 49V48H76ZM145 49V48H144ZM150 49V48H149ZM155 49V48H154ZM167 49V48H166ZM171 49V48H170ZM169 49V50H170ZM173 49V48H172ZM171 49V50H172ZM177 49V48H176ZM35 50V51H36ZM39 50H37V51H39ZM163 50H165V48L163 49ZM168 50V49H167ZM175 50V49H174ZM178 51H179V49H177ZM31 51V50H30ZM35 52V53H38V52ZM51 51V50H50ZM151 51V50H150ZM161 51V50H160ZM180 51H181V49H180ZM39 52V53H40ZM55 52V51H54ZM79 52V51H78ZM86 53V50L85 51H83L82 53ZM149 52V51H148ZM166 52V51H165ZM175 52H177L176 50H175ZM182 52H184L183 50H182ZM181 52V53H182ZM44 53H45V51H44ZM47 54L49 53V50H47V52H46ZM168 53V52H167ZM185 53V52H184ZM184 53H183V55H184ZM49 54H52L51 52L49 53ZM97 54L98 55H101V56H106L107 54H108V50H106V49H99V50H97ZM113 54H114V56L115 57H122V56H124L125 54H126V50H125V48L123 47V44H122V42L120 41V40H116L115 42H114V44H113ZM133 55H134V53H132ZM131 54V55H132ZM146 54H147V51H146ZM170 54V53H169ZM176 54H178V53H176ZM176 54L174 55V56H176ZM188 54V53H187ZM191 54V57H192V53H190ZM249 54V53H248ZM42 55H45V54H42ZM130 55V56H131ZM132 55V56H133ZM145 55V54H144ZM172 55V54H171ZM180 55V54H179ZM182 55V54H181ZM181 55L179 56V57H181ZM138 56V55H137ZM185 56H186V53H185ZM189 56V55H188ZM187 56V57H188ZM194 56L195 55H193V58H194ZM250 56H252V55H250ZM54 57H56V56H54ZM83 57V58H82ZM139 57H141V55L139 56ZM146 57V56H145ZM145 57H143L144 59H145ZM178 57V56H177ZM178 57V58H179ZM133 58H136V57H134L133 56ZM147 58V57H146ZM226 58H229V60H225ZM251 58V57H250ZM253 58V57H252ZM43 59V58H42ZM54 59V60H53ZM128 59H130V57L128 58ZM138 59H140V58H138ZM186 59V58H185ZM189 59H191V58H189ZM241 59V60H240ZM243 59V60H242ZM254 59V58H253ZM147 60V59H146ZM188 60V59H187ZM239 60L240 61H242V65L244 66H242V67H240V65L237 63V62H239ZM261 60V59H260ZM260 60H258L257 62L259 63L258 64V68H264V61L262 60V61H260ZM27 61V60H26ZM250 61H252V60H250ZM28 62V61H27ZM126 62H130L131 63V60L130 61H126ZM125 62V64H126V66H124V65H117L116 63H115V61L114 62H106V61H103L101 64H99L98 66H97V69H96V71H95V73H90L92 76H94V78H93V80H92V83H91V86H92V91H93V97H92V101L98 106V107H96V108H98V110H97V112H99V107H104L105 106V104L107 103H105L104 101H107V99H104L105 98V96L107 95V93L109 92V95H107V97L108 96H110V100H111V102H112V108H111V111H114V112H116V110L118 109V107H119V103H120V101L122 100L123 101V99H122V95H124V94H122L121 96L119 95V97H120V99H119V97H117L118 95H116V94H121V93H123L124 91L123 90H121L120 88H122V87H120V85L118 86V88L121 90V91H123V92H119V90L117 91L116 89H114L113 90V92H110V91H108L107 93H106V89H107V85L110 83L111 84V82H112V79H111V77H110V74L111 73H113L114 71H116V72H120L121 73V76H122V73L124 74V75H128V78L129 77H137L138 76V74L135 76L134 74H132V72H133V70H132V66L134 65V64H127ZM146 63H147V61H145ZM162 62V61H161ZM34 63V62H33ZM50 63V62H49ZM59 63V62H58ZM121 63V62H120ZM119 63V64H120ZM190 63H191V61H190ZM192 63H194L193 61H192ZM196 63V62H195ZM145 64V63H144ZM162 64V63H161ZM161 64H159L160 66H161ZM164 64V63H163ZM249 64H250V62H249ZM251 64H252V62H251ZM132 65V66H131ZM140 65H142V64H140ZM139 65V66H140ZM54 66V67H53ZM123 66V67H122ZM135 66V65H134ZM137 66H138V64H137ZM142 66H145V65H142ZM151 66H153V65H151ZM250 66V65H249ZM248 66V67H249ZM48 67H49V69H48ZM93 67V66H92ZM146 67V66H145ZM158 67V66H157ZM162 67V66H161ZM160 67V68H161ZM188 67H192L191 66V64H189L188 65ZM64 68V69H63ZM135 68H137V67H135ZM144 68V67H143ZM152 69H153V67H151ZM156 67H154V69H155ZM196 67H194V68H189V69H195ZM66 69V71H63V70H65ZM148 69V68H147ZM152 69H150V71H157V70H152ZM162 69V68H161ZM161 69H159V70H161ZM188 69V70H189ZM69 70V71H68ZM145 70V69H144ZM49 71V72H48ZM109 71H110V73H109ZM112 71V72H111ZM131 72V74L132 75H130L129 73ZM136 71V70H135ZM134 71V72H135ZM191 72H192V70H190ZM188 72V73H191V72ZM196 71V70H195ZM52 72H54V73H52ZM66 72V73H65ZM69 72V73H68ZM133 72V73H134ZM146 72H148L149 73V71H145V72H142V73H146ZM115 73V72H114ZM113 73V74H114ZM120 73L119 74H116V75H120ZM126 73H128V74H126ZM139 73V72H138ZM153 74H147V75H144V77L143 78H145L144 80H146V77H147V79H148V81L149 80H152L153 81V78L155 77V74H157V73H155L154 74V72H152ZM50 74V75H51ZM63 74V76L64 77H66V75H64ZM136 74V73H135ZM159 74V73H158ZM157 74V75H158ZM162 74V73H161ZM194 74V73H193ZM193 74H192V76H193ZM196 74V73H195ZM57 75V74H56ZM62 75V74H61ZM61 75H60V77H61ZM47 76L49 77V75L47 74ZM125 76V77H126ZM190 76V75H189ZM188 76V77H189ZM198 76V75H197ZM48 77H43V78H45L44 80H46ZM53 77V76H52ZM56 77H58V75L56 76ZM119 77V76H118ZM139 77V76H138ZM196 77V76H195ZM120 78V77H119ZM122 78V77H121ZM121 78L119 79V81H121ZM124 78V77H123ZM158 78V77H157ZM191 78V77H190ZM53 79V78H52ZM51 79V80H52ZM60 79V78H59ZM125 79V78H124ZM123 79V80H124ZM129 79H133V78H129ZM139 79V78H138ZM137 79V80H138ZM155 79V78H154ZM197 79V78H196ZM262 79H264V78H262ZM43 80V81H44ZM50 80V79H49ZM122 80V81H123ZM128 80V79H127ZM130 80V81H131ZM144 80H143V82H144ZM157 80V79H156ZM258 80H259V78H258ZM136 81V80H135ZM139 81V80H138ZM158 81V80H157ZM196 81V80H195ZM195 81H194V83H195ZM257 81V80H256ZM125 82V81H124ZM127 82V81H126ZM125 82V83H126ZM141 82H142V80H141ZM140 82V83H141ZM143 82L141 83V84H143ZM151 82V81H150ZM190 82V81H189ZM258 82V81H257ZM260 82H264L263 80L262 81H260ZM49 83V82H48ZM129 83H132V82H129ZM140 83H138V82H136V84L134 83V85L133 86H136L137 84H140ZM156 83V82H155ZM47 84V83H46ZM121 84V83H120ZM124 83H122V85H123ZM145 85H146V83H144ZM154 83H152L151 82V84L150 85H153ZM257 83H255V86L256 87H258L257 85H256ZM261 84V83H260ZM115 85V84H114ZM113 85V86H114ZM128 84H125V86H127ZM263 85V84H262ZM262 85H260V86H262ZM112 86V87H113ZM259 86V88H261ZM43 87V86H42ZM131 87V86H130ZM137 87V86H136ZM255 87V88H256ZM263 87V86H262ZM125 88V87H124ZM132 88V87H131ZM110 89V88H109ZM126 89V88H125ZM14 90V89H13ZM12 90V91H13ZM45 90V89H44ZM127 90V89H126ZM114 91L116 92H118V93H114ZM130 91V90H129ZM256 91V90H255ZM263 91H264V89H262V93H263ZM16 92V91H15ZM14 92V93H15ZM41 92V91H40ZM11 94L13 93V92H10ZM18 93V92H17ZM112 93V95H110ZM260 93H261V90H260ZM35 94V93H34ZM38 94V93H37ZM115 94V95H114ZM129 94H130V92H129ZM132 95H134V93H131ZM259 94V93H258ZM262 95L263 94H261V96H260V94L259 95H257L258 97L260 96V99H261V97H262ZM112 96V97H111ZM126 96H127V93H126ZM131 96V95H130ZM3 97V96H2ZM8 97V96H7ZM15 97H18L17 96V94H15ZM36 97V96H35ZM34 97V98H35ZM257 97V98H258ZM11 97H9L8 99H10ZM123 98H125V96L123 97ZM127 98V100L126 101H128V97H126ZM125 98V99H126ZM3 99V98H2ZM1 98H0V101L2 100ZM60 99V98H59ZM66 99V98H65ZM124 99V100H125ZM132 99H133V97H132ZM138 99V98H137ZM140 99V98H139ZM259 99V98H258ZM12 100V99H11ZM36 100V99H35ZM62 100H64V99H62ZM109 100V99H108ZM120 100V101H119ZM133 100H135V99H133ZM2 101H5V99H3ZM6 101H8L7 100V98H6ZM53 101H55L54 99H53ZM65 101V100H64ZM122 101H121V103H122ZM130 101H132V100H130ZM264 101V98L262 99V104L264 103L263 102ZM13 102H14V100H13ZM13 102H9L8 101V103H11V104H8V105H6V106H4V107H7V106H9V105H12V106H10V108L11 107H13ZM25 102V101H24ZM23 102V103H24ZM36 102V101H35ZM67 102H70L69 100L67 101ZM110 102V103H111ZM129 102V101H128ZM127 102V103H128ZM135 102V101H134ZM38 103V102H37ZM53 103V102H52ZM51 103V104H52ZM60 103H62V101H60ZM64 104L66 103V101L65 102H63ZM109 103V104H110ZM124 103V102H123ZM122 103V104H123ZM135 103H138L139 104V101H137V102H135ZM7 104V103H6ZM25 104V103H24ZM34 104V103H33ZM55 104H56V102H55ZM55 104H53V105H55ZM59 104V103H58ZM132 104V103H131ZM130 104V105H131ZM1 105V104H0ZM5 105V104H4ZM15 105V104H14ZM59 105H61V104H59ZM59 105H56L57 106V108H58V106ZM107 105V104H106ZM133 105V104H132ZM16 106V109L18 108V106L17 105H15ZM25 106V105H24ZM65 107H62V109L63 108H66V105H64ZM110 106H111V104H110ZM135 106L137 107L138 105L137 104H135ZM262 106H264V104L262 105ZM4 108L3 107V105H1L0 106V108ZM114 107V108H113ZM125 107V106H124ZM7 108H9V107H7ZM15 107H13V109H14ZM22 108V107H21ZM59 108H61V107H59ZM128 108V107H127ZM140 108V107H139ZM12 109V110H13ZM113 109V110H112ZM121 109H122V106H121ZM123 109H125V108H123ZM132 109V108H131ZM262 110H264V108H261ZM129 110V109H128ZM135 110L136 109H134V111H132V113H135ZM3 111V110H2ZM6 111H8V110H6ZM13 111H15V113H17V110H13ZM12 111V112H13ZM102 111H103V109H102ZM110 111V109H109V111L107 110V112H109V113H113V112H111ZM141 111V110H140ZM0 112H1V110H0ZM105 112V111H104ZM119 112V111H118ZM127 112V111H126ZM246 112V111H245ZM262 112H264V111H261V114H262ZM4 113V112H3ZM3 113H0V116H1V114H3ZM8 114H9V112H7ZM6 113V115H8ZM121 112H119V114H120ZM124 113V112H123ZM123 113H121V114H123ZM136 113H138V111L136 112ZM242 113V112H241ZM247 113V112H246ZM18 114V113H17ZM106 114V113H105ZM118 114V113H117ZM126 114V113H125ZM142 114H144V113H142ZM239 114H240V116H239ZM3 115H5V114H3ZM5 115V118L6 117H8V116H6ZM11 115H14V113L13 114H11ZM10 115V116H11ZM103 115V114H102ZM101 115V117H103ZM111 115V114H110ZM110 115H108V116H106V115H104V117H109ZM124 115V114H123ZM123 115H120V119H118L119 118V116L118 115H116L115 117H114V119L115 118H117L118 120H121L122 119V117H123ZM132 115V114H131ZM135 115V114H134ZM17 116V115H16ZM98 116H100V115H98ZM138 116H139V113H138ZM141 116V115H140ZM4 118V116H1L0 118ZM13 117V116H12ZM130 117V116H129ZM134 117V116H133ZM2 118V119H3ZM111 118V117H110ZM249 118V117H248ZM35 121L36 120H39V119H34ZM34 120H32V121H34ZM11 121V120H10ZM34 121V123H32L31 124V120L30 121H28V123H29V125H28V127H27V124L25 125L27 128H29V132H32L34 135H31V137H32V139H33V136H35L36 135V139H38L39 140V142L40 143H44V145H46L45 143L48 141V140H45L47 137L46 136H48V138L47 139H49V136H51L53 133H54V131H53V133H51L52 131H50V134L51 135H49V134H47L46 133V136H45V130H43L44 128L42 127V123H40V121H37V123ZM16 122L17 121H15V124H16ZM47 122V121H46ZM38 123H40V125H41V127L39 126V124ZM48 123V122H47ZM46 123V124H47ZM52 123V122H51ZM45 124V125H46ZM58 124V123H57ZM68 124H70V123H68ZM259 124H261V123H259ZM65 125V124H64ZM80 125V124H79ZM155 125V124H154ZM153 125V126H154ZM159 124L157 123L156 124V126L155 127H153V128H151V129H148L147 131H148V133H145L146 134V136H145V134H144V136L146 137V138H150L151 137V135L152 134H157L158 135V138H159V141H160V137H159V128L157 127ZM174 125V124H173ZM186 125V124H185ZM188 125V124H187ZM262 125H263V123H262ZM44 126V125H43ZM50 126H52V125H48V127H50ZM62 126V125H61ZM75 126V125H74ZM74 126H70V128H69V130L71 129V130H73L72 128L74 127ZM78 126V125H77ZM98 126V125H97ZM100 126H101V124H100ZM105 126V125H104ZM193 126V125H192ZM13 127H14V123H13ZM76 127V126H75ZM74 127V128H75ZM79 127H81V126H79ZM170 127V126H169ZM168 127V128H169ZM186 127V126H185ZM263 127V126H262ZM26 128V129H27ZM55 128V126L53 127V129ZM57 128V127H56ZM101 128H105V127H103V125H102V127ZM100 128V129H101ZM116 128H118V127H116ZM116 128H114V129H116ZM120 128V127H119ZM171 128V132H168V131H164V132H167L166 134L167 135H175V137H176V141L178 142V143H181V141H184V139H186L188 136H183V137H181L182 135H184V134H179V132L176 130V128L175 127H170ZM7 129V128H6ZM25 128H24V130H26ZM41 129V130H40ZM62 129V133H60L59 131ZM61 129L58 131L59 132V134L60 135H63V133H64V135H63V137L64 136H66L65 135V133H66V131L65 130H63L64 128H62L61 127ZM76 129V128H75ZM96 129H98V127H96ZM95 129V130H96ZM100 129H98V130H100ZM108 128L106 127V131H109V130H107ZM112 129H113V127H111V132H113L114 133V131H116V130H114V131H112ZM49 130H51V129H49ZM49 130H47V131H49ZM82 130H83V128H82ZM105 130L103 129V131L105 132ZM122 130V129H121ZM120 130V131H121ZM253 130V129H252ZM255 130V129H254ZM27 131V130H26ZM44 131V133H42ZM55 131H57V129H55ZM65 131V132H64ZM97 131V130H96ZM101 131H102V129H101ZM170 131V130H169ZM28 132V133H29ZM84 132V131H83ZM117 132V131H116ZM115 132V133H116ZM123 133H124V130L122 131ZM122 132H120V134L116 137V134L114 133V136H115V138L113 139L114 141H115V143H117V140H118V145H119V143H121V142H119V141H123V142H131L133 139H135V137H133V135H135V133H131L130 135L128 134V135H126V134H123ZM128 132H130V131H128ZM255 132H256V130H255ZM27 132H23V134H26ZM32 133H29V134H32ZM72 133V132H71ZM74 133V132H73ZM72 133V134H73ZM99 133V132H98ZM102 133V132H101ZM100 133V134H101ZM105 133H107V132H105ZM119 133V132H118ZM117 133V134H118ZM127 133V132H126ZM184 133H185V131H184ZM257 133V132H256ZM55 134V133H54ZM57 134V133H56ZM70 134V133H69ZM108 134V133H107ZM106 134V135H107ZM112 134V133H111ZM165 134V135H166ZM254 134V133H253ZM60 135H58V137L60 138ZM105 134L104 135H102L103 137H108V136H106ZM110 135V134H109ZM137 135V134H136ZM135 135V136H136ZM186 135V134H185ZM248 135H249V137H248ZM256 135V134H255ZM54 136V135H53ZM73 136V135H72ZM111 136V135H110ZM113 136V135H112ZM258 136V135H257ZM46 137V138H45ZM58 137H56V138H58ZM67 137V136H66ZM137 137V136H136ZM143 137V136H142ZM251 137V138H250ZM35 138V137H34ZM54 137H52V138H50L51 139V141H48V144H52L53 145V143L52 142H54V144L55 143H57V142H59V141H57V142H55V141H52V139H53ZM80 138H82V134H81V131H80V129H76V135H75V138H74V140H72L70 143H69V145L67 146H65V147H67L66 149H65V147H64V149L62 150V149H60L61 151H62V153H61V151H60V154H58V155H56L57 154V151H55L56 153H55V157L56 158H54L53 159V162H49L48 161V163H47V161H45V163H44V165H46V163L48 164V165H50L51 163L53 164V168L52 169H49L48 168V172H49V170H51L50 171V173H49V176L50 177H52L50 180L52 181H50L51 183L49 184V186L48 185H46V186H48L47 187V190L48 189H51V192L50 193H53L54 194V191H56V186H58V184H59V181H60V179H61V177L64 175V173L67 171V167L69 166L68 164L69 163H67L69 160L68 159H70V157L68 158V154H69V149H70V151H73V149L75 150V151H77V152H82V150L83 149H81L80 147H84L85 146V143H84V141H83V138H82V140L80 139ZM110 139H111V137H109ZM256 138H258V137H256ZM35 139V140H36ZM110 139H108V140H110ZM260 139V138H259ZM259 139H257L258 141H260ZM34 140V139H33ZM53 140H55V138L53 139ZM58 140V139H57ZM246 140H248V139H246ZM256 140V139H255ZM46 141V142H45ZM66 141H67V139H66ZM82 141H83V143H82ZM114 141H113V143H114ZM185 141H187V139L185 140ZM257 141V143H259ZM36 143H37V140L35 141ZM60 142H61V144H64V143H66V142H62L61 140H60ZM122 142V143H123ZM133 142H134V140H133ZM254 142H256V141H254ZM114 143V144H115ZM132 143V142H131ZM130 143V144H131ZM38 144V143H37ZM51 144H50V146H51ZM111 143H109L108 145H110ZM65 145V144H64ZM124 145V144H123ZM122 145V146H123ZM42 146V145H41ZM59 146H63V145H59ZM111 146V145H110ZM55 147H57V146H55ZM54 147V148H55ZM126 147V146H125ZM49 148H51V147H49ZM114 148V146L112 147V149ZM117 149H121L120 147H116ZM116 148L115 149H113V150H116ZM128 148H129V146H128ZM177 148H179V147H177ZM261 148H262V151L264 150V134L262 135V139H261ZM58 149V148H57ZM16 150V149H15ZM79 150V151H78ZM81 150V151H80ZM14 151V150H13ZM19 151H20V149H19ZM54 151V150H53ZM68 151V152H67ZM91 151H92V149H91ZM21 152V151H20ZM20 152H16L15 154H14V156H13V158H12V160H14L13 161V163H14V165L13 166H15V167H12V168H15L14 170H13V172L15 171V170H17L18 172H21L22 174H20L21 175V178H24V179H27V180H29V182L30 183H33L34 185L36 184V185H39V187L41 186V188H46V187H43L42 186V184L43 183H41V181H40V179H38L42 174V172H44V171H46V174H47V170H44V168L43 167H45V166H40V165H38V158L36 157H32V159L33 160H31V161H28V159H27V156L25 157V155H23L22 153H20ZM67 152V153H66ZM120 152H122V151H120ZM133 152V151H132ZM14 153V152H13ZM54 153V152H53ZM91 153H93V152H91ZM96 153H97V151H96ZM124 153V152H123ZM9 154V153H8ZM67 154V155H66ZM72 154H74L73 152H72ZM71 154V155H72ZM81 154H83V153H81ZM94 154V153H93ZM122 154V153H121ZM177 154H178V158H177V160H176V164L177 165H179V169L177 170V174H176V172L174 173V175L171 177V179H169V181H168V185H169V187H170V190H171V192L172 193H177V194H180V195H182V196H184L185 197V199H187L186 198V196H187V190L186 189H182L181 188V184H180V180L181 179H184V180H187V181H190L191 182V179H192V176L194 175V173H195V171H196V169L197 168H199L201 171H204L205 170V167H204V162H203V160L202 159H200V158H198V157H194V156H190L189 157V154H188V152H187V150L186 149H184L183 147H182V149H177ZM90 155V154H89ZM127 155H129V156H131L130 154H128L127 153ZM12 156V155H11ZM58 156V157H57ZM74 156H76V154L74 155ZM95 156H96V154H95ZM94 156V157H95ZM99 156H100V154H99ZM90 157V156H89ZM100 157H102V156H100ZM100 157H98V159H99V161H101V158ZM104 157V156H103ZM102 157V161L100 162V163H104V164H106L105 162H107L108 161V159H107V161H106V159L104 160V158ZM6 158H8V157H6ZM75 158V157H74ZM74 158H73V161H74ZM128 158V157H127ZM97 159V160H98ZM131 159V158H130ZM26 160V161H25ZM90 160H92V158L90 159ZM6 161V160H5ZM11 161V160H10ZM89 161V160H88ZM99 161H97V162H99ZM4 162V161H3ZM8 162V161H7ZM44 162V161H43ZM93 162H95L94 160L91 162L92 163V166L94 165L93 164ZM6 163V162H5ZM50 163V164H49ZM71 163V162H70ZM74 163V162H73ZM99 163V164H100ZM109 162H107V164H108ZM40 164L42 165V160H41V162H40ZM99 164H96V165H98V168H100V167H102L103 168V166H104V164L103 165H100V167H99ZM106 164V165H107ZM88 165V164H87ZM90 165V164H89ZM51 166V165H50ZM49 166V167H50ZM72 166V165H71ZM107 166H109V165H107ZM107 166H104L105 168V170H107L108 168H106ZM47 167V166H46ZM46 167H45V169H46ZM52 167V166H51ZM50 167V168H51ZM11 168V167H10ZM8 169V171L10 172L11 170H12V168L11 169ZM87 171L89 172V170H90V172H92V175H93V169H89V167L87 166ZM94 168V176L95 177H98V175L99 174H101L100 172H99V170H97L96 168V166L95 167H93ZM149 168H150V166H149ZM44 170V171H42L41 173L39 172V171H36V170ZM104 169L103 170H101V171H103L104 172ZM33 170H35L36 172H38L37 174L36 173H33ZM97 170V171H96ZM17 171L16 172H14L15 173V175H16V173H17ZM27 171H30V174H28L27 173ZM32 171V172H31ZM5 170H4V173L3 174H5ZM121 173V172H120ZM119 173V174H120ZM122 173H124V172H122ZM126 173V172H125ZM125 173L123 174V175H125ZM7 174V173H6ZM8 174H11V172L10 173H8ZM7 174V176H8V179L10 180V182L9 183H7V184H11V186L10 185H8V187H13V183H11V182H14L15 184L17 183L16 182V180H12V178L9 176ZM18 174V173H17ZM31 174H33V175H31ZM35 174V175H34ZM41 174V175H40ZM45 174V176H47ZM104 174V173H103ZM13 174H11V176H12ZM19 175V176H20ZM23 175V176H22ZM91 175V174H90ZM123 175H121L122 176V178L121 179H119L120 181H118V184H116V187H115V190L118 192V193H120L119 195L121 196L120 198H121V201H122V203L120 202V204L121 205H124V207L126 206H128L129 208H131V207H134V204L132 205V203L134 202L133 201V199H135V195L134 194H136V192H134L135 190H134V186L136 185V182L134 181V182H131L132 180H130V179H128L126 176H123ZM18 176V175H17ZM44 176V175H43ZM100 176V175H99ZM103 176V175H102ZM3 177V176H2ZM42 177V176H41ZM63 177H65V176H63ZM94 177V179H97V178H95ZM101 177V176H100ZM104 178L106 177L105 175L103 176ZM107 177H109V176H107ZM129 178H131V176L129 175ZM3 179V178H2ZM6 179H7V177H6ZM65 178H63V180H64ZM106 179V178H105ZM110 179H111V177H110ZM116 178H114V180H115ZM0 180H1V178H0ZM4 180H5V178H4ZM3 180V181H4ZM32 182H31V181ZM34 180H36V183H34L35 181ZM104 180V179H103ZM109 180V179H108ZM108 180H107V183H109L108 182ZM134 180V179H133ZM34 181V182H33ZM37 181H38V184H37ZM89 181H90V187H91V181L92 180H90L89 179ZM113 180H111V182H112ZM2 182V181H1ZM25 182H27V181H25ZM85 182V181H84ZM87 182V181H86ZM85 182V183H86ZM110 182V183H111ZM115 182V181H114ZM116 182H117V180H116ZM115 182V183H116ZM30 183H27L28 185H31ZM47 183H49V182H47ZM92 183H93V181H92ZM95 183V182H94ZM100 183V182H99ZM109 183V184H110ZM2 185H4L3 183H1ZM14 184V185H15ZM45 184V183H44ZM79 184V183H78ZM81 184H83V183H81ZM81 184H79V188L82 186ZM87 184H88V182H87ZM105 184H106V182H105ZM113 184V183H112ZM111 184V185H112ZM18 185L19 184H17V186L16 187H18ZM28 185H25V186H27V187H29ZM81 185V186H80ZM110 185V186H111ZM33 185H31V187H32ZM99 186H100V184H99ZM98 186V187H99ZM110 186H108L107 184H106V186L105 187H103V185H102V187L103 188H105V189H103L102 191H100L101 193H97V192H99V191H92V193H97L98 194V196H103V198L105 197H107V195L108 194H110V191H111V188H110ZM7 187V186H6ZM7 187V188H8ZM20 188H21V186H19ZM37 187V186H36ZM74 187V186H73ZM76 187H77V189H78V186L76 185ZM94 187H97V186H94ZM94 187H92V188H94ZM23 188V187H22ZM21 188V189H22ZM56 188V189H55ZM86 190H88V188L89 187H87L86 186ZM15 188H13V192H15V190H14ZM38 189V188H37ZM77 189H75V190H77ZM90 189V188H89ZM27 190V188H24V191H26ZM29 190V189H28ZM27 190V191H28ZM35 190V189H34ZM54 190V191H53ZM1 191V190H0ZM45 191H46V189H45ZM48 191H46V196H48L47 194H49L50 195V193L48 192ZM53 191V192H52ZM5 192H6V190H5ZM4 192V193H5ZM37 192H38V190H37ZM40 192V191H39ZM90 192V191H89ZM89 192H87L88 194H89ZM112 192H114V191H112ZM111 192V193H112ZM2 193H3V191H2ZM15 193H17V190H16V192ZM41 193V192H40ZM39 193V194H40ZM86 193V192H85ZM91 193V192H90ZM7 194V193H6ZM38 194V195H39ZM53 194H51L50 195V197H54V196H52ZM96 194V195H97ZM132 194H133V196H132ZM2 195V194H1ZM9 195H10V193H9ZM22 195V194H21ZM36 195V194H35ZM81 195V194H80ZM84 195H86V194H83V192H82V196H81V198H84ZM18 196V195H17ZM20 196V195H19ZM34 195H32V198H30V197H28V198H30V200H31V202H33V201H35L34 200V197H33ZM43 196V195H42ZM41 196V194H40V196L39 197H42ZM87 196H89V195H86V198L83 200V203H82V207H83V209H82V207L80 208V209H82L83 210V212L84 211H86L87 213H88V211L90 212V218H89V221L88 222H86L83 218H82V220L80 221V222H78L77 224H76V228H75V234H74V238H76V241L78 240V239H81L82 237H84V238H86L87 236H88V234H87V236L85 237L84 235H86V233L84 232V231H86V230H90L91 229V227L89 228L88 227V224L89 225H91L92 223H93V221H95V220H100L101 218H102V216H105L104 214H100V210L96 207V205L99 203L100 204V202H97L96 203V200H97V198L98 197H96L95 199L94 198H92V196L94 197V194H91V197L89 196V197H87ZM8 197H10V196H8ZM13 197H14V195H13ZM22 197V196H21ZM26 197H27V195H26ZM26 197L24 198V197H22V198H20V199H18L17 201H16V199H12L11 198V202H10V199L9 200H7V198L3 201V203L2 204H4V203H6L7 201V205H8V203H9V205L10 204H16V206H19V205H21L23 202H22V200L23 201H28V200H26ZM39 197H36V200L39 198ZM132 197H133V199H132ZM25 200H24V199ZM102 198V199H103ZM1 199V198H0ZM40 199H43V198H40ZM55 199H57V197L55 198ZM46 200L47 201V203L49 202V204H55V203H52V201L53 202H55V201H57V200ZM101 199V200H102ZM112 199H113V197H112ZM132 199V200H131ZM3 200V198L1 199V201ZM7 200V201H6ZM30 200H29V202H27L28 204L30 203ZM100 200V201H101ZM107 200H108V198H107ZM115 200V199H114ZM113 200V201H114ZM117 200V199H116ZM116 200H115V203H116ZM119 200V199H118ZM0 201V202H1ZM6 201V202H5ZM99 201V200H98ZM103 201V200H102ZM133 201V202H132ZM17 202V203H16ZM18 202H21V203H18ZM26 203V202H25ZM24 203V204H25ZM33 203H36V202H33ZM32 203V204H33ZM106 203V202H105ZM108 203H110V202H108ZM115 203H114V205H115ZM6 204H4V206L5 207H7V205ZM27 204V205H28ZM31 204V205H32ZM11 205V206H12ZM23 205V204H22ZM27 205H25V206H27ZM30 205V206H31ZM111 205H113V204H111ZM110 205V206H111ZM120 205V206H121ZM3 206V205H2ZM1 206V207H2ZM29 206V207H30ZM32 206H34V204L32 205ZM40 207H42V209H44L43 208V205L41 204V205H39ZM49 206V207H48ZM46 208H45V210H48L49 208H51V206L50 205H48ZM58 206V205H57ZM107 206V205H106ZM110 206H109V208H110ZM147 206H148V204H147ZM0 207V210H1V214H2V211L4 212V210H2V208ZM4 207V208H5ZM37 208L38 206H34V208ZM39 207V208H40ZM98 207H99V205H98ZM100 207H101V205H100ZM123 207V206H122ZM138 207V208H137ZM8 208H10V206L9 207H7V209ZM15 208V207H14ZM14 208H10V209H12V211L14 210V211H17L16 210V208L14 209ZM27 208V207H26ZM33 208V209H34ZM36 208L33 210L32 208V210L30 211V210H27V213L26 214H28V215H30V216H32V212H33V214H34V212L35 213H40L41 211L39 210V209H37L36 210ZM70 208V207H69ZM115 208V207H114ZM146 208H148V207H146ZM193 208H197V206H193ZM28 209V208H27ZM41 209V208H40ZM41 209V210H42ZM57 208H55V210H56ZM79 209V208H78ZM121 209H123V210H125L124 208H121ZM121 209H120V207H119V210L121 211ZM134 209V208H133ZM25 210V209H24ZM36 210V211H35ZM39 210V211H38ZM81 210V211H82ZM103 211L105 210V209H102ZM130 210V209H129ZM29 211V212H28ZM44 211V210H43ZM42 211V212H43ZM53 211V210H52ZM80 210H78V213H79V215H81L80 214V212H79ZM148 211H150V210H148ZM6 212V211H5ZM19 212V211H18ZM83 212H81V213H83ZM104 212H106V210L104 211ZM122 212H124V211H122ZM121 212V213H122ZM146 212H147V210H146ZM152 212V211H151ZM7 213V212H6ZM9 213H11L10 211H9ZM12 213H14V212H12ZM17 213V212H16ZM20 213H21V211H20ZM31 213V214H30ZM38 213V214H39ZM44 213V212H43ZM77 213V214H78ZM86 213V214H87ZM102 213V212H101ZM47 214V213H46ZM49 214V213H48ZM56 213H55V211H54V215H55ZM89 214V213H88ZM147 214H149V213H145V215L144 216H146ZM152 214V215H153ZM159 214V215H158ZM3 215V214H2ZM28 215H27V222H28V224L26 225V227H25V229H23V230H26V231H24L25 233H23V234H25V241L24 242H20V244L21 243H23V244H21V248H20V251H19V253L21 252V251H27V250H29L32 246H35V248L36 247H39V245L40 244H43L42 242H43V240H41L42 242L40 243V238L42 237V238H44L45 236H47V237H49V236H56V234H55V230H53L52 229V227L51 226H53V225H48L47 223V225L48 226H46V225H43L42 223L41 224H39L40 222V220L41 219H39V221H36L37 220V218H34L35 217V215H33V217H28ZM44 215V214H43ZM51 215V214H50ZM49 215V216H50ZM134 215H136V216H134ZM10 216V215H9ZM14 216V215H13ZM19 216H21V214L20 215H18V218H19ZM24 216H25V214H24ZM23 216V217H24ZM150 216H151V214L148 216L147 215V217H145L146 219H148V217H149V219H150ZM160 216V217H159ZM163 216H165V218L164 219H162V217ZM11 217V216H10ZM10 217H8L7 219H9ZM17 217V216H16ZM37 217V216H36ZM41 217H43V216H41ZM82 217H83V214H82ZM85 217V216H84ZM87 217V216H86ZM101 217V218H100ZM108 217V218H107ZM134 217V218H133ZM153 217V218H154ZM4 218V217H3ZM3 218H1V219H3ZM17 218V219H18ZM38 218H40V217H38ZM43 218H45V217H43ZM100 218V219H99ZM105 218V217H104ZM113 218H114V221H113V223L111 222V220H113ZM137 218H138V216H137ZM151 218H152V216H151ZM14 219V218H13ZM103 219V218H102ZM111 219V220H110ZM135 219V220H134ZM6 220V219H5ZM4 220V221H5ZM19 220V219H18ZM23 220H25V219H23ZM80 220V219H79ZM133 220V223L131 222ZM163 220V221H162ZM9 221V220H8ZM7 221V222H8ZM12 222H13V220H11ZM16 221V220H15ZM13 222V223H15V224H17V222ZM77 221V220H76ZM96 221V222H97ZM102 220H100L99 222H101ZM108 221H110V222H108ZM118 221V222H119ZM139 221V220H138ZM161 221V222H160ZM23 222V221H22ZM95 222V223H96ZM105 222V221H104ZM156 222H158V223H156ZM159 222H160V225H159ZM76 223V222H75ZM109 223V224H108ZM111 223V224H110ZM143 223V222H142ZM145 223V222H144ZM148 223V222H147ZM147 223H145V224H147ZM152 223V222H151ZM161 223H164V225L163 224H161ZM1 224V223H0ZM23 224V223H22ZM25 225V224H24ZM150 225H152V224H150ZM161 226V225H163L164 227H160V229H158V227L159 226ZM92 226V225H91ZM139 226V225H138ZM144 226V225H143ZM146 226H148V225H146ZM1 227V226H0ZM4 227V226H3ZM2 227V228H3ZM6 227V226H5ZM11 227H13V225L11 226V224L9 223V225L7 226V228L6 229H8V231H9V229H12ZM72 227V226H71ZM93 227V226H92ZM148 227H150V226H148ZM147 227V228H148ZM152 227H153V225H152ZM54 228V227H53ZM141 227H139V229H140ZM155 228V227H154ZM4 229V228H3ZM5 229V231H7ZM55 229V228H54ZM74 229V228H73ZM149 229H151V227L149 228ZM148 229V230H149ZM0 230L2 231V229L0 228ZM70 230V229H69ZM69 230H68V232H69ZM72 230V229H71ZM92 230H93V228H92ZM143 230H145V228H143ZM157 230V231H156ZM11 232L13 231V230H10ZM15 231V230H14ZM13 231V232H14ZM74 231V230H73ZM94 231L95 230H93V233H94ZM147 231V230H146ZM4 234H5V232H4V230L2 231ZM0 233V234H3V233ZM11 232L9 233V234H11ZM12 232V234H14ZM23 232V231H22ZM71 232V231H70ZM69 232V233H70ZM81 232H83V236H81L82 235V233ZM89 231H87V233H88ZM7 233V232H6ZM80 233H81V235H80ZM93 233H89V234H93ZM3 234V235H4ZM22 234V235H23ZM53 234H55V235H53ZM8 235V234H7ZM71 235V234H70ZM94 235V234H93ZM101 235V236H100ZM73 236V235H72ZM80 236H81V238H80ZM98 236V237H97ZM6 237H8V236H5V238ZM10 237H11V235H10ZM22 237V236H21ZM24 237V236H23ZM92 237V236H91ZM91 237H89L88 236V238H91ZM93 237H95V235L93 236ZM9 238V237H8ZM84 238H82V239H84ZM87 238V239H88ZM155 238V239H154ZM45 239V238H44ZM68 239H70V237L68 238ZM81 239V240H82ZM87 239H85V240H87ZM48 240L50 241L51 239H49L48 238ZM73 240V239H72ZM105 240V239H104ZM46 241V240H45ZM71 241V239L68 241V242H70ZM87 241H91V239L90 240H87ZM93 241H95V240H93ZM98 240H96V242H97ZM53 242V241H52ZM75 242V241H74ZM105 242H107V240H105ZM49 243V242H48ZM72 243V242H71ZM84 243L85 244H87L86 243V241H84ZM83 243V244H84ZM94 243V242H93ZM98 243V242H97ZM112 243V244H113ZM77 244H78V242H77ZM85 244H84V246H85ZM99 244H97V246H99ZM182 244V245H181ZM4 245V244H3ZM71 245V244H70ZM74 245V244H73ZM75 245H76V243H75ZM88 245V244H87ZM93 245V244H92ZM91 245V246H92ZM95 245V244H94ZM105 245L107 246V244L105 243ZM104 245V246H105ZM46 246H48V245H46ZM52 246V245H51ZM80 246V245H79ZM111 246H110V249H112L111 248ZM183 247V249H182V253H179L178 255H176V251H177V249H180V247ZM41 247H43L42 245H41ZM118 247V248H117ZM124 247V248H123ZM19 248V247H18ZM26 248V249H25ZM35 248H34V250H35ZM87 248H89V245H88V247ZM109 248V247H108ZM122 248H123V250H122ZM23 249H25V250H23ZM37 249V248H36ZM39 249V248H38ZM37 249V250H38ZM43 249H45V247H43ZM43 249H42V251H43ZM53 249V248H52ZM127 249V250H128ZM19 250V249H18ZM32 250V249H31ZM30 250V253L32 252ZM89 250H90V248H89ZM95 250V249H94ZM107 250V249H106ZM114 250H112V251H110V253L111 252H113ZM148 251V253H147V251ZM41 251V250H40ZM41 251V252H42ZM48 251H49V253H51L50 255H52V252H51V250L50 249H48ZM52 251H54V249L52 250ZM91 251H93V247H92V250ZM99 251V250H98ZM97 251V252H98ZM108 251V250H107ZM17 252V251H16ZM28 252V251H27ZM95 252V251H94ZM116 251H115V253H117ZM122 252H118V254L117 255H119V256H122V258H123V253H125V251L122 253ZM18 253V252H17ZM47 253V252H46ZM110 253H108V254H110ZM114 253V252H113ZM115 253H114V255H115ZM121 255H120V254ZM26 254V253H25ZM112 254V253H111ZM111 254H110V256H111ZM15 255H17V254H15ZM22 255H23V253H22ZM27 255V254H26ZM49 255V254H48ZM54 255H55V253H54ZM53 255V256H54ZM114 255H112V256H114ZM126 255H127V252H126ZM126 255H125V257H126ZM46 256V255H45ZM116 256V255H115ZM118 256V258L117 259H119L120 257ZM16 257H18V256H16ZM19 257H21V256H19ZM30 256H28V258H29ZM47 257V256H46ZM146 257V258H147ZM108 258V257H107ZM127 259H129L128 257H126ZM126 258H124V260L126 259ZM17 259V258H16ZM48 259H50V258H48ZM18 261H19V259H18ZM110 261H111V258H110ZM110 261H109V263H110ZM114 261L115 262H113V264L114 263H117V260H115L114 259ZM127 261V260H126ZM126 261H124V262H126ZM21 262V261H20ZM106 262H107V259H106ZM120 262V261H119ZM122 262H123V260H122ZM128 262H130V260L128 261ZM154 262V263H153ZM111 264V263H110ZM125 264V263H124ZM126 264H128L127 262H126ZM145 264V263H144Z\"/></svg>",
  "mask_w": 264,
  "mask_h": 264
}]
</instances>
